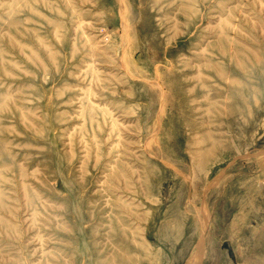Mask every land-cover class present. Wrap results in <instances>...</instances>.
Returning a JSON list of instances; mask_svg holds the SVG:
<instances>
[{
  "label": "rangeland",
  "instance_id": "rangeland-1",
  "mask_svg": "<svg viewBox=\"0 0 264 264\" xmlns=\"http://www.w3.org/2000/svg\"><path fill=\"white\" fill-rule=\"evenodd\" d=\"M0 264H264V0H0Z\"/></svg>",
  "mask_w": 264,
  "mask_h": 264
}]
</instances>
